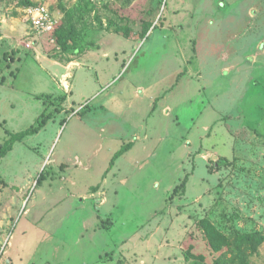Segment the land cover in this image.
<instances>
[{
	"label": "rangeland",
	"instance_id": "374dc122",
	"mask_svg": "<svg viewBox=\"0 0 264 264\" xmlns=\"http://www.w3.org/2000/svg\"><path fill=\"white\" fill-rule=\"evenodd\" d=\"M29 1L0 0V144L51 117L0 157V264H240L199 220L264 237V0ZM38 5L66 48L30 29ZM188 58L199 82L143 147ZM243 254L264 264V242Z\"/></svg>",
	"mask_w": 264,
	"mask_h": 264
},
{
	"label": "trees",
	"instance_id": "16d2710c",
	"mask_svg": "<svg viewBox=\"0 0 264 264\" xmlns=\"http://www.w3.org/2000/svg\"><path fill=\"white\" fill-rule=\"evenodd\" d=\"M19 3L23 4V5H31L32 2L29 0H19ZM56 30L57 27L54 29L53 34L56 36ZM60 35V34H59ZM56 36V40L62 44V46L64 48H66V44H67V40L66 38H58L59 37ZM156 101V100H155ZM51 116H45V118H42L40 120H37V124L34 126H31L29 128H27L24 131L18 132V133H11L9 138H7L2 144H0V157H3L4 155H6V153H8L12 147H13V143L15 141H19L22 138H24L26 135L32 134L37 132L39 129H41L47 122V120L50 118ZM124 149H120L119 152L123 151ZM118 152V153H119ZM118 153H116V155H114V158L117 157ZM113 158V159H114ZM226 160H223L222 162H225ZM113 162V160H112ZM111 220H102V226L104 228H109L111 226ZM199 225L203 231V235L204 238L206 239V241L208 242L209 246L216 252L221 251L223 248H230L231 246L234 247V249L237 250V258L239 260L240 264H248L247 263V259L243 254V247L245 248H250V249H254L256 247V245H260L261 243L264 242V237L262 236H258V238H256L253 234L250 233H239L237 232V234L235 235V237L233 238V240H230V236L227 235L226 233H224L223 231L219 230L214 224L211 223V221H209L207 218H202L199 220ZM106 254V253H105ZM101 255L100 258H104L106 255ZM220 256H225V254L222 252L220 254ZM214 264H225L221 258L216 259Z\"/></svg>",
	"mask_w": 264,
	"mask_h": 264
},
{
	"label": "crops",
	"instance_id": "0c3cea01",
	"mask_svg": "<svg viewBox=\"0 0 264 264\" xmlns=\"http://www.w3.org/2000/svg\"><path fill=\"white\" fill-rule=\"evenodd\" d=\"M195 52H196V48H195ZM168 63V62H166ZM189 64H192V59H187V61L184 63V69L181 66H178L177 68H175L174 70L172 69L171 73L168 75V83L165 85V87L163 86L162 89L159 90V92L156 93H151V95H149V101L154 100L153 105H150V108H147L146 113L144 114V117L146 119V122H140L138 123V125L136 126L137 129V133L136 131L133 133V135L131 136H135L137 138V140H142V145L143 147L146 145V141H148L150 139V135L151 133L157 131L160 127H161V123H158V118L156 117V112H163V113H168L169 111H173L174 109V103H172L169 99H170V95L173 94V92L178 91V87L181 86L183 88L184 83H188L192 82V83H198V78L201 74L200 69L197 67L191 68V70H188V66ZM196 71V72H195ZM197 74V78L194 77V74ZM153 92V91H152ZM156 100V101H155ZM157 118V120H156ZM154 121V122H152ZM138 126L139 131H138ZM141 129V130H140ZM109 141H113V138H109ZM132 141V140H131ZM133 142V141H132ZM120 150H117L114 154H112V157L114 158V155H116V153H118ZM123 154V151L119 152L117 157L112 159L114 164L115 163V159H117L119 156H121ZM110 162V161H109ZM115 165H113L109 171L104 172V179L106 178V175H108V173H112V177H114L115 175ZM101 188V191H100ZM97 194H104V190H105V183L104 185H101L98 189H97ZM104 200H106L104 198ZM105 203V201L103 202ZM102 203V204H103Z\"/></svg>",
	"mask_w": 264,
	"mask_h": 264
},
{
	"label": "built area",
	"instance_id": "2783aa9c",
	"mask_svg": "<svg viewBox=\"0 0 264 264\" xmlns=\"http://www.w3.org/2000/svg\"><path fill=\"white\" fill-rule=\"evenodd\" d=\"M31 23L30 29L38 34H45L50 42H55L54 29L59 23V17L43 5L26 8Z\"/></svg>",
	"mask_w": 264,
	"mask_h": 264
}]
</instances>
